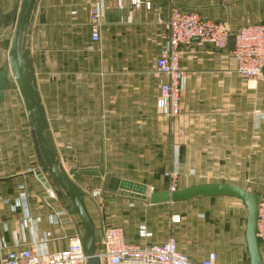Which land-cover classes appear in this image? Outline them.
<instances>
[{
    "label": "crops",
    "instance_id": "0c3cea01",
    "mask_svg": "<svg viewBox=\"0 0 264 264\" xmlns=\"http://www.w3.org/2000/svg\"><path fill=\"white\" fill-rule=\"evenodd\" d=\"M23 1L0 0V73L8 71L10 83L0 103V244L5 241L12 246L15 233H21L23 209L14 211L13 205L21 189L27 190L29 210L39 220L38 236L49 235L53 241L47 248L57 252L69 246V238L83 236L75 216H65L56 209L50 201L55 192L46 189L33 173L43 170L40 164L44 160L19 87L10 75L9 62L14 10ZM152 3V9L147 10L131 7L127 0H37L25 39L54 148L64 167L99 168L155 192L170 190L165 175L175 167L181 168L180 189L197 185L194 181L201 168L215 174L213 179L221 183L230 177L228 170L240 169V152H245L240 141L241 79L220 64L229 50L196 45L182 48L180 65L188 73V80L181 98V116L170 138V119L158 107L165 79L155 74L156 60L167 46V30L160 21L167 22L176 8L226 22L237 31L264 24V0ZM95 4L103 6L100 41L96 43L91 38L89 19V10ZM262 83L245 85L241 81L243 87L254 92L264 86ZM255 111L264 113V107ZM254 123L259 139L254 147L264 152V116ZM77 186L87 198L92 197L93 188L103 190L102 182L92 177H83ZM106 194L115 195L110 191ZM115 196L121 201L118 207H123L119 215L130 220L126 241L142 244L137 236L139 219L125 200ZM147 207L140 217L152 218L163 207H169L167 216H171L164 234L158 232V215L155 220H147L148 228L154 230L146 238L149 245L175 238L179 251L194 264L213 254L216 264H251L248 211L241 200L198 197ZM175 216L180 222L173 221ZM259 246L264 263V242L259 241Z\"/></svg>",
    "mask_w": 264,
    "mask_h": 264
},
{
    "label": "built area",
    "instance_id": "2783aa9c",
    "mask_svg": "<svg viewBox=\"0 0 264 264\" xmlns=\"http://www.w3.org/2000/svg\"><path fill=\"white\" fill-rule=\"evenodd\" d=\"M131 7L142 6L151 10L152 0H127ZM252 0H221L224 4L246 3ZM103 6L95 4L89 10L91 38L94 43L100 41L103 19ZM167 30V46L155 64V74L165 81L160 87L158 107L161 113L171 122L181 116V98L186 88L188 73L181 67L182 48L196 45L199 48L211 46L216 50L228 51L231 38L234 50L230 51L234 72L242 83L264 82V24H255L233 31L226 22H218L203 18L197 13L184 12L173 8L167 22L160 21ZM255 123L262 120L264 113L255 111ZM258 128V127H257ZM194 174V172H193ZM170 182V191H176L180 175L174 171L165 175ZM259 209L257 218V238L264 242V178L259 183ZM27 195L22 194L15 199L14 210L23 209L20 235L15 233L12 246L5 241L0 244L1 264H87V255L82 247V237L69 238V246L61 251L50 252L47 248L51 242L49 235L38 236L39 220L35 218L27 202ZM5 204L9 201L4 200ZM59 213L53 214L56 219ZM178 223L180 218L175 216ZM30 237V240L27 237ZM61 240V239H58ZM53 241V240H52ZM97 256L102 264H194L179 251L175 238L157 245L133 244L126 241L125 232L121 228H107L98 244ZM201 264H216L213 254Z\"/></svg>",
    "mask_w": 264,
    "mask_h": 264
},
{
    "label": "water",
    "instance_id": "95a60500",
    "mask_svg": "<svg viewBox=\"0 0 264 264\" xmlns=\"http://www.w3.org/2000/svg\"><path fill=\"white\" fill-rule=\"evenodd\" d=\"M37 0H24L14 10L15 30L9 52L10 75L17 83L25 104L31 126L36 130L39 147L43 156L40 166L43 170L33 172L46 189L53 192L62 200H69L71 205L64 208L71 215H80L85 229L82 237V247L88 259L87 264H102L97 256L98 241L94 225L84 207V192L77 183L83 177H92L102 182L103 189H108L117 197L138 201L147 205L157 206L189 201L198 197H232L241 200L248 211L247 242L251 264H264L262 261L259 240L257 238V218L259 198L252 193L231 184H197L188 188L171 192H151L147 186L116 178L115 174L99 168H73L69 172L61 164L54 148L52 135L42 111L37 96L33 75L29 66L28 40L25 39L33 22ZM234 50L233 38L230 40L229 51ZM9 73H0V103L4 93L9 90ZM71 162V159H69ZM72 177V178H71ZM65 197V198H64ZM1 264V261H0Z\"/></svg>",
    "mask_w": 264,
    "mask_h": 264
},
{
    "label": "rangeland",
    "instance_id": "374dc122",
    "mask_svg": "<svg viewBox=\"0 0 264 264\" xmlns=\"http://www.w3.org/2000/svg\"><path fill=\"white\" fill-rule=\"evenodd\" d=\"M220 61H221L220 64L224 65L226 68H231V70H234L233 60H232V56L230 53H226L225 56L220 58ZM242 87L243 86L240 80V141L241 143H244L243 149L245 151V152H240V169L238 170H228L227 169L228 171H230V177H228L227 180L220 183L213 179L215 174L210 175L208 171L206 172V169L201 168V170L198 172V175L195 179L196 181H194V183L196 184L197 183L198 184L199 183L200 184H215V183L231 184V185H235L237 187H240L252 193L258 198L260 194L259 183H260V180L264 178V152L262 151L259 152L257 148L254 147L258 143L259 139L256 135L258 131L255 130L253 123H254V110H256L257 108L260 109L264 107V86L256 92L249 91L247 90L246 87H243V88ZM251 118H252V126H253L252 129L254 130V132L251 129L252 127ZM175 127H176L175 123L171 122L170 120V123H169L170 138L172 137V134L175 131ZM168 140H169V137H168ZM61 164L63 165V161ZM64 168L66 169V171L69 172L68 166ZM171 171L178 173L180 177L182 175L181 168L179 167H175ZM178 187H179V184L177 186V190L180 189ZM149 190L151 192H155L154 190H151V189ZM107 191L109 190L108 189L102 190L101 187L99 188L97 187L96 189L93 188L91 198H87L86 195H84V207L94 225V228L97 234L98 244L100 243L103 237V233L105 229L118 227V228L123 229L125 232L126 228L130 225L129 218H123L119 215V212L123 210V207H118L117 203L119 200L114 198L116 194L114 196L113 195L108 196L106 194ZM22 194H27V190L21 191L20 189V193L17 197H20ZM54 195L55 196H53V198H51L50 201L54 203L56 209L59 210V212H61L63 215L65 214L66 216L68 212L65 211L64 205L65 204L71 205V202L69 200L65 201V200L60 199L56 193H54ZM123 200L127 202V206L131 208L130 210L134 211L133 214L135 218L139 219L138 225H137V236L138 238H140V243L148 244V241H146V238L151 236L152 230L148 228L147 220L149 219L155 220L156 215L159 216L157 220L160 223L158 225V232L159 234H162V233L164 234L165 226H166L165 224L169 220V218H171V216H167V214L169 213L168 212L169 207L161 208L160 211L156 213L152 218L146 217L147 218L146 219L145 217H140V216L143 214L144 210L148 208L147 204H142L138 201H131L127 199H123ZM114 201L116 203L115 205H114ZM64 202L66 203L64 204ZM74 216H75L76 224L78 225L80 229V233L84 237L85 229L83 226L82 219L80 215H74ZM133 223L135 222H132L131 224ZM152 233H154V230L152 231Z\"/></svg>",
    "mask_w": 264,
    "mask_h": 264
},
{
    "label": "trees",
    "instance_id": "16d2710c",
    "mask_svg": "<svg viewBox=\"0 0 264 264\" xmlns=\"http://www.w3.org/2000/svg\"><path fill=\"white\" fill-rule=\"evenodd\" d=\"M260 195V194H259Z\"/></svg>",
    "mask_w": 264,
    "mask_h": 264
}]
</instances>
